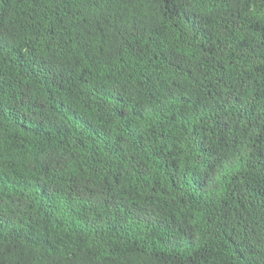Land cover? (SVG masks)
<instances>
[{
    "label": "trees",
    "instance_id": "1",
    "mask_svg": "<svg viewBox=\"0 0 264 264\" xmlns=\"http://www.w3.org/2000/svg\"><path fill=\"white\" fill-rule=\"evenodd\" d=\"M0 264H264V0H0Z\"/></svg>",
    "mask_w": 264,
    "mask_h": 264
}]
</instances>
